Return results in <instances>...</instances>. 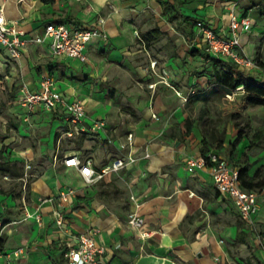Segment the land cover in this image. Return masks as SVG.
<instances>
[{
    "label": "crops",
    "instance_id": "0c3cea01",
    "mask_svg": "<svg viewBox=\"0 0 264 264\" xmlns=\"http://www.w3.org/2000/svg\"><path fill=\"white\" fill-rule=\"evenodd\" d=\"M0 6L5 17L17 20V27L26 35L41 32L47 22L89 25L97 17L104 18L107 33V40H89L85 62L52 55L48 43H27L17 58L0 47V102H5L13 84L18 86L9 111L0 106V163L24 167L22 177L0 170V264L8 262L6 253H10L13 264H65L62 248L66 243H75L76 236L88 230L94 231L103 248L101 257L109 264H250L246 246L262 250L255 245L249 225L239 226L241 219L235 208L218 193L207 171L186 170L187 157L202 156L201 153L197 148L191 149L187 141L181 142L174 136L170 140L161 137L148 122L157 116L159 107L146 99L148 108L143 111L130 94V87L138 75L144 81L149 78L148 85L153 90L159 82L171 85L172 69L185 65L181 61L186 55L200 54L204 60L200 64L211 61L206 58L197 34V20H203L216 32L228 34L230 11L253 18L251 29L240 35L238 50L245 53L264 33V0H0ZM159 18L172 20L173 31ZM172 36L182 48L161 45L164 38ZM164 56L168 57L161 66ZM187 66L192 71L183 68L174 80L202 86L203 78L193 72L195 67ZM160 67L163 76L159 81L155 74ZM206 67L208 70L211 65L208 63ZM43 73L54 78L55 88L66 98L84 102L86 115L90 117L85 119L86 124L93 119L105 121L100 134L84 131L82 137L74 136L83 138L84 146L76 150L78 154H73L90 159L95 168H100L122 153L118 143L132 133V144L123 152L130 151L137 160L88 186L77 169L56 161L58 140L49 148L36 141L32 143L31 133L23 129L16 131L17 123L29 125L30 131L46 124L50 134L58 119L66 131L69 128L58 111L36 107L25 112L17 104L21 87L26 85L29 90H36ZM178 91L184 101L197 93L192 90L184 97L182 88ZM116 100L122 105L115 103ZM124 104L130 108L120 114ZM140 113L142 118L132 119ZM192 129L191 123L187 132L186 124L185 135L189 136ZM89 135L101 141L100 144L93 140L91 145ZM56 136H61L58 130ZM109 137L114 139L113 144L107 142ZM246 142L243 135L235 147L231 145V156L239 157V150ZM67 154L70 153L64 155ZM229 162L239 169L246 167L249 177L264 167V161L252 159ZM16 181L23 182V190L13 197L5 187ZM68 188L75 189L76 194L63 205L65 225L59 229L53 219L55 199L44 203L41 199L57 197ZM131 195L139 203L138 214L143 218L138 229L127 224L134 208ZM262 200L264 194L260 193L255 224L262 220ZM24 208L30 213H40L41 223L34 217H26ZM239 230L247 234L244 242L239 241ZM143 231L150 235L142 238ZM59 241L63 243L61 247ZM15 250L20 251L17 256L12 254Z\"/></svg>",
    "mask_w": 264,
    "mask_h": 264
},
{
    "label": "built area",
    "instance_id": "2783aa9c",
    "mask_svg": "<svg viewBox=\"0 0 264 264\" xmlns=\"http://www.w3.org/2000/svg\"><path fill=\"white\" fill-rule=\"evenodd\" d=\"M228 16V34L214 31L203 20H197L195 23L197 34L203 43L205 53L209 57L225 58L234 61L240 67H249L252 62L242 57L238 49L241 46L240 35L252 27L250 17L242 15L238 19L233 11H230ZM17 24V20L5 17L3 7L0 6V47L6 49L12 58L19 57L27 43H48L52 55L85 62L88 60L85 49L89 40L92 38L107 40L103 17H97L95 22L89 25L47 22L43 25L41 32H34L29 35L19 29ZM17 104L21 109L26 110L25 112H30L36 107H42L63 114L65 122L69 124L68 130L65 132L68 137L78 136L84 131L100 134L105 129L103 119H93L86 124L84 102L78 98H66L55 88L54 78L49 73H43L40 76L39 86L34 91L23 85ZM152 116L155 117L154 114ZM132 139V133L126 134L124 140L118 143V148L122 153L100 168H95L90 159H81L73 153L64 155L62 162L66 167L77 169L84 182L91 186L102 180L107 174L117 173L137 160L130 151L123 152L132 144ZM107 142L113 144L114 139L109 137ZM145 156L148 154L146 153ZM185 167L191 173L197 170L207 171L218 193L232 203L239 218L249 225L255 245L261 250L264 249V234L256 227L254 221V215L259 209L261 192L246 189L241 185L239 169L216 150L209 151L202 156L191 155L187 157ZM75 194V189L68 188L61 191L57 197L41 199V203L55 199L56 208L53 211V219L55 226L59 229H64L65 225L62 212L63 205L71 202ZM130 200L133 202L134 208L128 215L127 224L138 229L143 224V218L138 214L140 205L133 195L130 196ZM24 210L26 209L24 208ZM25 216L34 217L38 223H41V215L37 211L30 213L26 210ZM1 232L2 226L0 224V235ZM149 235L148 231L141 232L142 238ZM62 244L59 241L58 246L61 247ZM102 251L103 248L99 245L94 231L88 230L86 233L77 235L75 243H66V246L62 248V256L65 259V264H109L101 257ZM19 252V250H15L12 254L17 256ZM5 255L8 258L6 264H13L10 262V253Z\"/></svg>",
    "mask_w": 264,
    "mask_h": 264
},
{
    "label": "rangeland",
    "instance_id": "374dc122",
    "mask_svg": "<svg viewBox=\"0 0 264 264\" xmlns=\"http://www.w3.org/2000/svg\"><path fill=\"white\" fill-rule=\"evenodd\" d=\"M238 19H240L239 16ZM162 20L165 21V27L173 31L172 27L174 26H172V20L166 18ZM251 21L254 22V19L252 18ZM175 35L178 36V33ZM175 39L174 36L168 37L167 39L164 38L161 45L167 48H171L173 44L175 45L174 47H181V43L175 42ZM255 42L254 47H250L245 53L240 54L242 57L252 62L251 66H244L242 68V74L245 79L261 84L264 83V69L260 65V62L264 63V33L260 35ZM199 56L201 57L200 54L197 56L186 55L181 61V63L185 65L179 69H172V74H170L172 80H170L171 85L169 86L159 82L153 90V88L148 85L149 78L144 81V79L138 75L136 79L134 74L135 82L134 85L130 87V94L137 100L139 105H142L141 109L144 111L148 108V104L145 103L146 99H150L151 104L158 106L160 109L155 118L151 117L148 119L149 125L157 129L159 131L158 134L165 139L170 140V138L174 136L181 142L185 143L187 141L186 144H189L191 149L197 148L198 153H201V149L205 148V152L219 150L221 154L229 157L228 161L244 162L249 161V159H252V161H264V107L261 105H251L249 99H252L253 95L243 86L237 87L228 94H221L219 90H216V86L213 84L211 85L208 81L212 78L214 63L212 61L207 62L206 64L209 63V65H211V68L207 70L206 68L208 67H206V64L199 63L204 62ZM167 57L168 56H164L159 65L162 66V63ZM187 65L195 67V71L193 70V72L196 73L197 76L200 74L203 78L201 82L202 86L201 84H193L190 82L185 84L183 80L178 82L174 80L176 75L182 73L181 69L184 68L187 71H192ZM155 75L160 81L161 76H163L162 67H160ZM12 87L13 90L8 92L9 95L6 97L5 102H0V106H5L4 110L7 111H9V106L13 105L14 90L18 88V86L14 84ZM180 88L183 90L181 91V96L184 95V97L192 90L197 91V93L191 94V96L187 97L188 99L184 101L179 96L178 90ZM107 90L110 92L111 89L107 87ZM108 92L107 96L109 94ZM112 95L115 96V92ZM10 99L11 101H9ZM115 103L120 104L117 100ZM127 108H130L127 104L121 106L120 114L125 113ZM141 116V113L136 114L132 119L137 120L142 118ZM86 118L90 119L88 115H86ZM187 122H191L193 127L189 136L185 135V126ZM62 125L61 119H58L53 123L50 134L46 124L33 129L34 131L28 130L29 125L23 123H17L14 128L16 131L23 129L26 133H31L32 143L36 141L37 144L42 143L45 147L51 148L54 145V140H58L57 149H59V151L55 153L57 156L56 161H62L65 153H77L76 150L84 146L82 142L84 140L83 138L76 139V137L66 136V129L62 127ZM65 126L68 127L69 124ZM240 128L243 129L244 138L247 142L245 147L239 150V157L236 158V156H231L230 142L237 135ZM57 130L59 134H61L60 137L56 136ZM222 132H224L223 137ZM21 134L23 133L21 132ZM221 137L223 138L222 142H220ZM87 139H89L88 142L91 145L93 144V140L96 141V145L101 142L92 135H89ZM203 142L204 147H202ZM223 143H226V145L224 146ZM51 150L49 152H51ZM45 151L47 150H43V152ZM79 155L81 154L79 153ZM42 156L47 157L48 155L44 154ZM49 158L52 159L51 153H49ZM52 160L54 161V159ZM22 169L24 172V167H22ZM263 189L259 191L261 194H264ZM22 190V181L11 182L5 187V191L9 194L12 192L13 197H17ZM260 205L263 216L261 217V221L256 222V227L264 234V200H262ZM9 207H11V205ZM245 250H247L250 264H264V249L260 252L256 251L252 246H246ZM53 264L60 263L53 262Z\"/></svg>",
    "mask_w": 264,
    "mask_h": 264
},
{
    "label": "trees",
    "instance_id": "16d2710c",
    "mask_svg": "<svg viewBox=\"0 0 264 264\" xmlns=\"http://www.w3.org/2000/svg\"><path fill=\"white\" fill-rule=\"evenodd\" d=\"M43 2H49L53 0H42ZM206 58L211 60L214 63V69L212 72V78L209 83L216 86V90H219L221 94H228L237 87H245L247 91H249L253 96L252 99H249V103L251 105H261L264 107V84L257 83L255 81L247 80L243 77L242 68L239 67L234 61L231 60H223L221 58H211L206 55ZM261 67L264 69V63L260 62ZM188 99V98H187ZM191 130V123L187 122V132ZM82 134V133H81ZM80 134V137L82 135ZM244 135L243 129H239L237 135L231 142L232 147H235L239 140ZM224 136V132H222V137ZM220 138V142H222L223 138ZM204 147V142L203 146ZM205 148L201 149V155H205ZM239 169V168H238ZM0 170L11 172L14 176L22 177L23 171L22 167H17L16 165H10L8 163H0ZM239 179L241 185L246 189H252L256 191H260L264 188V167H259L253 176L249 177L247 175V168L239 169ZM245 222L240 220L239 226L244 227ZM239 241L244 242L246 238V232L244 230H239Z\"/></svg>",
    "mask_w": 264,
    "mask_h": 264
}]
</instances>
